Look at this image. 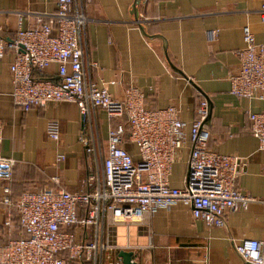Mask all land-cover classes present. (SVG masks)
I'll list each match as a JSON object with an SVG mask.
<instances>
[{
    "label": "crops",
    "instance_id": "obj_1",
    "mask_svg": "<svg viewBox=\"0 0 264 264\" xmlns=\"http://www.w3.org/2000/svg\"><path fill=\"white\" fill-rule=\"evenodd\" d=\"M134 3L94 0L86 7L88 58L99 66L91 69L92 80L105 83L120 101L134 87L143 93L149 110L177 107L188 137L198 102L206 98L212 109L207 122L209 149L240 158L237 188L258 201L247 211L228 214L224 228H208L194 220L190 207L182 203L140 224L113 226L102 264H123L118 256L121 251L132 252L137 264H244L235 244L264 239V153L251 133L250 120L251 114L264 112V100L233 96L229 77L239 68L244 27L251 28L257 43L263 40L259 10L264 0H141L138 21ZM56 4L57 0H0L5 37H13L20 28L34 27L36 18L53 13ZM13 59L8 52L0 63L1 152L17 161L12 180L0 181V248L24 236L18 228L17 209L3 204L7 185L13 201L46 188L75 193L85 188L87 178L102 171L101 161L86 154L80 141L84 126L76 104L52 103L27 112L15 108L10 74ZM57 70V65L50 66L49 77L57 78ZM112 81L117 84L111 85ZM53 119L60 126L58 142L46 136ZM114 123L104 111L93 114V131L98 133L104 155ZM126 147L138 160L137 147L132 143ZM190 155L188 139L173 167L171 187H184ZM53 178L60 183L55 184ZM9 220L11 227L7 226Z\"/></svg>",
    "mask_w": 264,
    "mask_h": 264
},
{
    "label": "built area",
    "instance_id": "obj_2",
    "mask_svg": "<svg viewBox=\"0 0 264 264\" xmlns=\"http://www.w3.org/2000/svg\"><path fill=\"white\" fill-rule=\"evenodd\" d=\"M93 2L57 0L53 13L39 15L34 27L20 28L11 38L5 37L0 25V63L8 52L14 56L10 74L15 108L27 112L52 103L76 104L84 126L80 141L86 154L102 164L101 173L87 178L85 188L75 193L46 188L13 201L7 185L3 204L17 209L18 228L24 236L0 248V264H102L103 254L110 249L108 232L113 226L140 224L182 203L190 207L194 220L208 228H224L228 214L247 211L258 201L237 188L240 158L209 149L207 122L212 109L206 98L198 102L188 137L177 107L149 110L143 93L134 87L127 89L125 100L120 101L105 83L92 80L91 69L99 66L88 58L85 10ZM259 15L263 40L257 43L251 28L244 27L239 68L229 77L230 93L238 98L264 100V4ZM19 18L22 21L23 16L19 14ZM218 33H214L216 37ZM52 65L58 67L57 78L34 75L35 71L47 72ZM96 110L116 121L108 132L106 155L93 131ZM250 120L251 133L264 153V112L251 114ZM3 132L0 119V181L9 183L17 161L2 155ZM46 136L60 141L58 120L49 121ZM188 139L191 155L184 187L173 188V167ZM127 143L137 147L138 160L128 151ZM53 182L60 183L58 178ZM7 226L11 227L10 220ZM235 251L244 264H264V239L244 240L235 244Z\"/></svg>",
    "mask_w": 264,
    "mask_h": 264
},
{
    "label": "water",
    "instance_id": "obj_3",
    "mask_svg": "<svg viewBox=\"0 0 264 264\" xmlns=\"http://www.w3.org/2000/svg\"><path fill=\"white\" fill-rule=\"evenodd\" d=\"M141 0H135V3L133 5V9H134V16L135 19L138 21V6L140 5ZM119 258L122 260L123 264H137L135 262H133V257L134 254L132 252H125V251H121L119 253Z\"/></svg>",
    "mask_w": 264,
    "mask_h": 264
},
{
    "label": "trees",
    "instance_id": "obj_4",
    "mask_svg": "<svg viewBox=\"0 0 264 264\" xmlns=\"http://www.w3.org/2000/svg\"><path fill=\"white\" fill-rule=\"evenodd\" d=\"M34 75L36 77H42V78H46V79H49V78H52V77H49L48 73L45 72V73H39L38 71H35L34 72ZM116 122V121H115ZM126 122V121H125Z\"/></svg>",
    "mask_w": 264,
    "mask_h": 264
},
{
    "label": "rangeland",
    "instance_id": "obj_5",
    "mask_svg": "<svg viewBox=\"0 0 264 264\" xmlns=\"http://www.w3.org/2000/svg\"><path fill=\"white\" fill-rule=\"evenodd\" d=\"M99 173H101V172H99Z\"/></svg>",
    "mask_w": 264,
    "mask_h": 264
}]
</instances>
